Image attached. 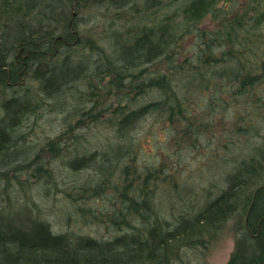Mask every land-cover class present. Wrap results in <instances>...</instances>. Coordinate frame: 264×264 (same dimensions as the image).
Instances as JSON below:
<instances>
[{
  "label": "trees",
  "instance_id": "trees-1",
  "mask_svg": "<svg viewBox=\"0 0 264 264\" xmlns=\"http://www.w3.org/2000/svg\"><path fill=\"white\" fill-rule=\"evenodd\" d=\"M37 1L0 0V85L4 95L8 94V89H12V93L0 102L2 162L11 160L9 155L17 144V129L22 121L28 120L39 109L31 104L28 90L16 89L19 88L16 82L25 66H33L31 74L39 79L45 97L54 99L62 96L63 86L70 87L67 85L70 82L79 91L81 88L78 84L83 82L81 86H84L88 82L83 78L86 71L89 72L84 65L73 70L66 66L73 56L79 55V50L85 51L80 52L82 56L94 51L98 56H103V48L95 47L92 39L75 36L74 32L78 33V30L74 21H70L71 0ZM93 1L98 5L112 3L125 6L136 0ZM228 1L222 0L223 5ZM257 1L253 0V3ZM218 2L220 0H188L184 5L183 18L195 27L196 32L195 37H190V46L185 48V53H177L180 37H175L171 29H166L167 25L151 26L134 37H110L114 61H106L109 67L95 72L107 73L110 86L106 92H113L110 88L114 87L115 82L116 85L127 84L130 92L137 91V98H128L127 91L123 97L126 102L118 100L113 110L103 108L109 114L113 113L109 118L119 139L127 131L135 130L136 124L148 117L158 120L160 117L166 123L165 128L171 132L168 139L214 135L218 129L214 124L219 119L214 124L213 119L216 113L220 114L229 137L222 142V146L228 148L240 142V159L233 167L236 170L227 176V187L213 197L210 193L205 195L197 204L186 203V207L182 208L184 211L178 210L179 218L176 216V203L169 200V215L173 221L181 222L171 230L163 231L160 226L163 222L152 214L157 213L153 204L160 202L154 199V194L159 186L158 181L165 179L161 172L166 170L168 163L173 165L174 161L171 154H160L153 148L152 155L156 153V156L151 157L145 166L139 167L136 158L142 152V146L139 142L135 143L129 132L132 139L129 146L124 145V163L116 176L108 165L112 164L111 156L119 152L114 149V143L107 141L95 147L88 156L83 154L82 158L64 165L73 172L71 175L77 177L73 187L78 189L76 194H65L71 208H67L68 214H64V218L73 220L76 218L74 214L79 213L77 216L82 218L105 219L121 233L124 225L125 233L129 236L126 240H130L133 246L129 245L130 242H124L123 250L114 251L112 244L121 238V233L119 237L113 239V236L106 242L93 236L77 235L82 249L79 251L69 239V231L56 234L50 226L29 216L19 218L14 223L2 217L4 210L0 204V264H146L150 259L157 260L159 264H170L173 251L168 240L183 233L195 235L199 224L206 228H218L234 215H237L234 221L235 243L226 264H264V179L259 178L260 170H264V52H259L264 49V37H250L256 34L255 28L254 33H244L241 18L246 13L240 15L237 12L228 19L230 23L224 34L220 33L223 28L219 29V34L200 31L196 23L205 15L214 14ZM36 3L41 8L34 10ZM261 3L250 6L253 14ZM259 25L256 23V26ZM181 55L182 59H179ZM55 65H62V68L59 70ZM126 79L131 81L126 83ZM98 89L102 90L100 87ZM153 94L155 97L146 99ZM143 99L146 100L140 103ZM99 116L101 114L94 115L92 119L98 121ZM95 120L89 121L85 128L81 127L83 129L76 122L75 129H70L75 133L68 139H62V149L74 146L73 143L84 138L79 135L83 130L92 131ZM207 125H213L210 132L206 129ZM236 134L241 137L258 136L261 140L255 142L248 154V148L241 147V142L245 144L246 139L234 140ZM54 143L51 145L54 146ZM107 147L112 151L110 157L104 155L100 160L103 154H98L99 148L105 150ZM64 154L62 158L66 156L63 157ZM92 166H99L100 172L82 179L85 174L82 172L89 171ZM107 173L112 174L111 178L106 177ZM254 177L255 181L250 182ZM17 179L20 181V176ZM252 183L256 190L246 192L247 199H234L237 198L235 192L238 188L248 189ZM168 189V199L186 195L185 191L179 194L176 186L169 182ZM91 197L97 199L85 203L92 200L88 199ZM103 199L110 208L96 210L92 203H99ZM196 207L195 215L188 217L187 214ZM150 219L155 222L147 228L150 237H143L142 231ZM188 220L192 222H185ZM133 230L138 234L135 235ZM158 232L162 233L156 237ZM44 249H48V253L39 254Z\"/></svg>",
  "mask_w": 264,
  "mask_h": 264
},
{
  "label": "rangeland",
  "instance_id": "rangeland-1",
  "mask_svg": "<svg viewBox=\"0 0 264 264\" xmlns=\"http://www.w3.org/2000/svg\"><path fill=\"white\" fill-rule=\"evenodd\" d=\"M37 2L40 1L38 0ZM187 2L188 0H155L153 2L152 0H136L134 3L125 6H116L112 3L98 5L93 0H71L69 2L72 16L70 21H74L79 34L76 37L92 39L95 42V47L103 48L101 50L103 56H100L101 54L98 56L97 51L90 53L91 55L84 54L82 56L80 52L85 51L79 50V55L73 56L70 62L66 64L72 70L84 65L89 72L87 73L86 71V75L83 76L88 82H85L84 86H81L83 82L78 84L81 88L80 91L73 86L72 82L69 84L66 83L70 87L65 88L62 96L58 97L60 101L58 107L62 106L61 114H57L54 110V104H56L54 103L55 98L49 99L45 97L40 87V82L26 72L20 73V79L16 82L19 88L16 87V89L28 90L31 97V104L39 109L28 120L22 121L23 123L21 125L19 123L20 126L17 129L18 137L15 141L17 144L13 148L16 153L10 156L9 159L11 160L3 162L2 159L0 160L1 206L6 203L4 195L1 194L2 187L5 186L6 182L10 183L11 187L14 186L11 191L9 188L10 192H8L11 197L9 198L8 207L3 213V218L6 217V219L17 223L19 218L29 216L32 219L33 216L39 215L41 219L50 222L55 232L62 233L69 231L67 233L71 235L69 239L72 243L77 242V235L93 236L99 240H104L105 238L110 239L113 236V239L119 237L118 234L121 232L114 227L115 225L105 219L93 220L87 216L88 214L86 215L87 218H82L77 216L79 213L74 214L76 218L73 220H66L64 218V214L67 213V208H71V203L66 200L65 194H76L78 191V189L73 187L74 183L77 182V177L71 175L73 172L65 168L64 165L68 164V160L73 162L74 160L82 158L83 154L84 156H88L95 147L107 141L110 144L114 143V149L119 152L118 155L111 156L112 164L108 166L112 172L114 170V176H116L118 170L120 171V165L124 163L122 160L124 145L129 146V141L132 138L129 135L130 131H127L119 139L120 136L117 135L114 128L112 126L110 128L108 125L112 121L109 116L113 113L109 114L103 108L113 110V106L118 100L120 102H126L123 100V97L129 91L128 85L124 83H122L124 85H116L115 79H113V82H115L114 87L110 88L113 92H106L110 86L107 73L97 74L95 71L109 67L106 61H110L111 59V61H114L112 58L114 54L112 52L113 46L110 37H134L142 29L145 30L151 26L167 25L166 29H171L175 33V37H180V47L176 50L177 53H185V48L191 42L190 37L196 36L195 27L191 26L183 18L184 5ZM259 3H261L260 7L253 14L250 6H256ZM34 6V10L41 8L37 3ZM248 10L249 13H247ZM236 12L240 15L246 13L241 18L244 33H254L253 28H255L256 34H251L250 37H264V0H259L254 3L253 0H229L225 6L222 0H220L214 7V14L209 13L205 15V17H202L196 23V26L200 31L209 34H219V29L223 28V32L220 33L224 34L227 29V24L229 25L230 23L228 19L233 17ZM261 19L263 21L259 22ZM256 23L260 25L256 26ZM259 52H264V49ZM179 59H182V55L179 56ZM55 66L59 70L62 68V65ZM86 68L83 69L86 70ZM32 69V65L30 68L26 67V70H30V72H32ZM130 78L132 79V77ZM128 81L131 80H124L126 83ZM98 87L102 88V90L98 89ZM2 91L3 87L0 85V102L8 94L10 95L12 93V89L7 90V95H4ZM131 97L137 98V91H129L128 98ZM153 97H155L154 94L148 96L146 99ZM146 99L141 100L140 103ZM98 114H101L98 117V121L101 124L95 123V129L93 128L89 132L83 130L79 134L80 137L86 138V143L80 142V146L77 149H75V146L62 149V139H68L75 133V130L70 129L72 127L75 129L76 122H79L80 129H83L81 127L84 126L85 128L89 121L92 120V117ZM103 119L105 122H101ZM218 119L217 124H214ZM213 121V124L218 126L215 132L216 134L199 137L168 139V134L171 135V132L168 128H165L166 123L160 117L159 120L157 118L154 119V117L143 119L139 124H136L138 125L136 129L130 132L134 137L135 143L137 144L139 142L142 146V152L136 158V163L139 167L145 166L147 162L151 161L149 160L151 157L156 156V153L152 155L153 148L160 154H171L172 161H174L173 165L168 163L166 170L161 172L162 177L165 179L158 181L157 185L159 186L154 194V199L160 200V202H157L160 216L158 220L163 222L160 225L163 227V231L171 230L177 223L181 222L178 220L173 221V217L169 215V200H173L176 203V216L179 218V211H184L182 208L186 207V203L193 202L197 204L199 199H203L205 195L207 196L210 193L213 197L226 188L228 184L225 181L228 174L230 175L236 170L233 167L240 159L238 154L240 142H237L239 144L236 145H229L228 148L222 146V142H226L229 138L226 133L227 129L224 130V119L220 114L216 113ZM210 126L207 125L206 127L208 132H210ZM164 137L166 139H163ZM237 138L246 139L245 144L241 142L242 148H248L246 152L255 145V142L258 143L261 140L258 136L241 137L239 134H236L234 140H237ZM52 143H54V146L51 145ZM167 145L168 147H166ZM164 148L167 150L164 151ZM101 149L99 148V151L97 150L98 153L103 154L100 155V160L104 155L106 157L109 155L110 157L112 151L109 147L105 148V150ZM63 152L65 153L63 157L66 155L64 158H62ZM53 154L55 156L52 159ZM248 154L250 153L248 152ZM226 160L229 162L225 163ZM39 162H48L46 167H49L51 170L52 178L51 183H49L51 184V189L43 184L44 176L42 173H38L42 170L41 167H43L41 164H38ZM96 171L99 173L100 167L92 166L89 171L84 170L82 172V174L84 172L85 174L81 178H91L95 176ZM39 174L41 178H38ZM18 176H20V181L25 180L26 182L21 184L22 188L23 186L27 187L24 193L19 191V186H16L17 182H20L17 179ZM111 176L112 174L107 173L106 177L111 178ZM259 178L264 179V170H260ZM168 182L176 186L179 194L185 191L186 195L168 199ZM54 186L57 189H62V191L54 192ZM249 186L252 189L255 185L252 183ZM250 188H238L235 192V197L237 198L234 199H247V193L251 191ZM100 198L98 197V199ZM88 199L92 200H87L85 203H90L97 198L91 197ZM92 206L96 210L110 208L107 206L105 199L99 203L93 202ZM196 210L197 207L191 210L187 216L193 217ZM235 216L237 217V215H234V217H230L226 222H222V225L219 223L218 228H206L199 224L198 228H196L197 230H195V235L188 236L183 233L172 240H168L167 242L172 244L170 247L171 252L173 251L171 264H226L235 243ZM165 220L168 223H165ZM189 220L185 222L191 223L192 221ZM151 224H155L153 219H150L146 223L145 230L142 231L143 237H150L147 228ZM206 229L210 231L207 232ZM161 233L158 232L155 236L159 237ZM124 242L129 243L130 240L122 237L119 240H115L112 244L114 251L118 252L116 250H123ZM129 245L133 246L131 242ZM146 264L159 263L155 259H150Z\"/></svg>",
  "mask_w": 264,
  "mask_h": 264
},
{
  "label": "bare ground",
  "instance_id": "bare-ground-1",
  "mask_svg": "<svg viewBox=\"0 0 264 264\" xmlns=\"http://www.w3.org/2000/svg\"><path fill=\"white\" fill-rule=\"evenodd\" d=\"M74 34H75V36L76 35H79L78 33H76V31L74 32ZM78 37V36H77ZM22 72H26V73H28V74H30L31 76H32V74H31V72H30V70H26V66H25V68L23 69V71ZM33 78L35 79V80H38L39 81V79H37V78H35L34 76H33ZM40 82V81H39ZM63 88L65 89L66 88V86H63ZM54 103H56V104H54V107H55V112L57 113V114H61L62 113V106L61 107H58L60 104V101H59V98H55V101H54ZM92 120H95V118H93ZM101 122H105V120L103 119V120H101ZM94 123H98V124H101L99 121H97V120H95L94 121ZM95 125V124H94ZM93 125V126H94ZM109 125V127L111 128V126H112V121L108 124ZM112 128H114V127H112ZM94 129H95V126H94ZM86 143V138L84 137V138H82V139H80L77 143H73L74 144V146L76 147H79L80 146V144L79 143ZM72 146V145H71ZM14 153H16V152H14V150H12V152L10 153V155H9V157L11 156V155H13ZM104 154H105V152H103ZM98 154H101V153H98ZM50 160V159H49ZM49 162V161H48ZM48 162H45V163H42V162H39L38 164H41V166H43V167H41V171L40 172H38V173H42V175L44 176V179H43V184L46 186V187H48L49 189H51V184H49V183H51V178H52V175H51V170L49 169V167H46V164L48 163ZM68 163L69 162H72V161H67ZM44 164V165H43ZM40 169V168H39ZM37 175V174H36ZM42 176V177H43ZM41 178V176H40V174H39V176H38V178ZM255 177L252 179V181H255ZM39 180V179H38ZM24 183H26V182H17V184H16V186H19V191L20 192H22V193H24V191H26L27 190V187L25 186H23V188H22V186H21V184H24ZM55 187V186H54ZM9 188H10V191L14 188V186L13 187H11L10 186V183H5V186L4 187H2V189H1V194L2 195H4V198H5V201H6V203H4L3 205H2V209L5 211V209L8 207V204H9V201H10V197H11V195L9 194ZM25 189V190H24ZM250 190L251 191H255L256 189H254V188H250ZM9 191V192H8ZM58 191H62V189H57L56 187H55V190H54V192H58ZM246 191V190H245ZM27 193V192H26ZM1 200V199H0ZM154 200V199H153ZM154 203V202H153ZM154 205V207H155V210H156V212L158 213L159 212V208H158V206L157 205H155V204H153ZM153 206H152V208H154ZM157 213H152L153 214V216L154 217H160ZM32 220H34V221H39V222H41V223H43V224H47L48 226H50L51 227V230L54 232V233H56V234H59L60 232H55L54 230H53V228H52V226H51V224H50V222L49 221H47V220H43V219H41L40 218V216L39 215H35V216H33L32 217ZM46 221V222H45ZM121 230H122V233H121V235H120V237H122V238H125V239H128V237L129 236H127L126 235V233H125V226L123 225V227L121 228ZM133 232H134V234L135 235H137L138 234V232H136L135 230H133ZM69 236H71L70 234H68V237ZM109 240V238H105L104 239V241L106 242V241H108ZM74 243V246H75V248H77V250H79V251H81L82 249H81V244H79L78 242H73ZM101 243V242H100ZM44 252H39V254H42V253H48L47 251H48V249H44L43 250ZM109 251L110 250H108V252H107V254L109 253ZM171 264V263H170Z\"/></svg>",
  "mask_w": 264,
  "mask_h": 264
}]
</instances>
